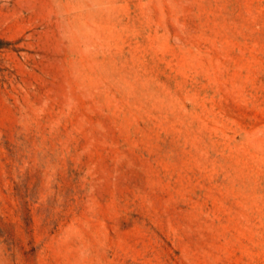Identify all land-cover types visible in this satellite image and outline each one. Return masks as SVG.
I'll list each match as a JSON object with an SVG mask.
<instances>
[{
	"label": "rangeland",
	"instance_id": "rangeland-1",
	"mask_svg": "<svg viewBox=\"0 0 264 264\" xmlns=\"http://www.w3.org/2000/svg\"><path fill=\"white\" fill-rule=\"evenodd\" d=\"M0 264H264V0H0Z\"/></svg>",
	"mask_w": 264,
	"mask_h": 264
}]
</instances>
